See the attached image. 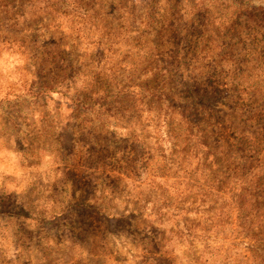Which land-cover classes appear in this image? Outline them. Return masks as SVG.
I'll return each instance as SVG.
<instances>
[{
    "label": "rangeland",
    "instance_id": "rangeland-1",
    "mask_svg": "<svg viewBox=\"0 0 264 264\" xmlns=\"http://www.w3.org/2000/svg\"><path fill=\"white\" fill-rule=\"evenodd\" d=\"M0 264H264V0H0Z\"/></svg>",
    "mask_w": 264,
    "mask_h": 264
}]
</instances>
